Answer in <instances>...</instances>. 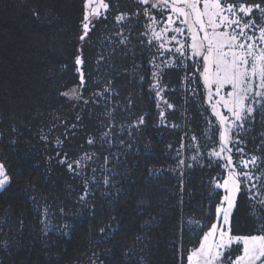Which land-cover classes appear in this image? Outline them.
Wrapping results in <instances>:
<instances>
[{
  "label": "trees",
  "instance_id": "1",
  "mask_svg": "<svg viewBox=\"0 0 264 264\" xmlns=\"http://www.w3.org/2000/svg\"><path fill=\"white\" fill-rule=\"evenodd\" d=\"M106 2L107 19H94L81 43L83 0H0V163L11 178L0 192V264H185L215 222L223 192L214 190V183L226 172L222 160L208 158L218 133L203 86L192 84L194 94L185 71L170 68L163 76L169 90L162 99L150 94L149 60L159 54L138 43L137 38L147 39L141 35L143 14L139 20L131 15L140 5ZM120 13L130 17L123 25L115 22ZM121 31L126 44L116 35ZM76 55L84 61L83 100L69 101L61 93L79 86ZM254 115L239 146L259 155L264 115ZM140 117L144 124L130 127ZM109 128L112 143H102ZM209 129L216 133L211 140L204 135ZM90 138L96 143L90 145ZM86 154L92 155L85 161L90 167L76 169L80 175L70 172L67 163ZM179 159L185 160L182 176ZM233 159H239L235 150ZM93 168L98 183L89 185L85 204L79 197ZM104 176L110 177L108 187L100 182ZM46 205L54 213V226L47 230L41 222ZM190 219L208 220L209 228L196 238ZM65 223L71 227L61 229ZM261 223L264 206L242 191L231 216L232 233L259 234Z\"/></svg>",
  "mask_w": 264,
  "mask_h": 264
},
{
  "label": "snow or ice",
  "instance_id": "2",
  "mask_svg": "<svg viewBox=\"0 0 264 264\" xmlns=\"http://www.w3.org/2000/svg\"><path fill=\"white\" fill-rule=\"evenodd\" d=\"M134 3L140 5V9L131 15L139 20V14H143L145 31L141 35L147 38H137L138 43L146 51L155 48L159 54L149 60L152 78L149 93H154L156 99H162L163 93L169 90L163 83L165 69L180 68L185 71L183 79L188 82L194 94L196 89L190 86L202 84L206 101L218 121L217 148L208 154V158L225 162L222 167L226 178L214 183V190L223 189L224 195L215 209L216 222L211 223L210 228L208 220L201 223L190 219L187 222L193 225L190 231L196 238H199L203 228H209L203 234L199 246L187 255V264H264V223L255 229L259 234L234 235L231 229L232 212L242 191L254 205L264 206V139L257 146L259 155L247 154L239 146L245 143L241 136L254 123V114L261 111L264 115V0H134ZM108 10L106 0H84L82 30L79 34L81 43L89 38V33L95 26L93 20L107 19ZM129 19L128 13H120L116 15L115 22L123 25ZM116 35L121 37V44L127 43L128 38L124 37L122 31ZM108 40L111 43L110 37ZM164 54L172 55L173 59H161ZM158 59L160 63L156 62ZM74 63L79 74V86L64 91L61 95L69 101H81L85 86L82 56L76 55ZM140 80L142 83L147 82L143 75ZM104 91L108 89L105 88ZM163 102L168 108L173 107L166 99ZM84 103L88 101L84 100ZM159 116L163 122L164 112L161 111ZM143 124L144 119L140 117L130 127L138 128ZM110 131L109 128L102 133V143H112ZM128 134L131 135V132ZM215 134L211 129L204 133L210 140ZM261 135L264 137V133ZM192 140H196V137L193 136ZM59 143L57 141L58 145ZM88 143L92 145L96 141L90 138ZM183 147L181 144V150ZM181 150L177 151V156L181 155ZM234 150L239 154V159L235 162ZM91 160L92 155L86 154L67 163V168L80 175L76 169L90 167L85 161ZM104 160L107 164L108 156ZM191 160L199 163L198 155H193ZM60 163L64 164L66 161L61 160ZM184 166L185 160L179 159L177 169L181 176ZM187 167L192 165L188 164ZM92 172L93 176L84 181V191L79 197L85 204L90 191L89 185L98 183L95 179L96 169L93 168ZM10 180L5 165L0 163V192L10 186ZM100 182L108 187L110 177L104 176ZM59 213L63 216L64 209L60 208ZM41 214L45 229L53 227L50 217L54 213L50 206H44ZM252 215H256L255 208ZM70 227L65 223L61 229ZM100 231L104 234V229Z\"/></svg>",
  "mask_w": 264,
  "mask_h": 264
},
{
  "label": "rangeland",
  "instance_id": "3",
  "mask_svg": "<svg viewBox=\"0 0 264 264\" xmlns=\"http://www.w3.org/2000/svg\"><path fill=\"white\" fill-rule=\"evenodd\" d=\"M83 4H84V0H83ZM204 93H205V92H204ZM205 102H206V104L208 105V103H207V101H206V94H205ZM208 107H209V105H208ZM209 109H210V107H209ZM210 111H211V109H210ZM211 114H212V112H211ZM212 115H213V114H212ZM213 117H214V119H215V121H216V123H217V126H218V121H217L216 117H215L214 115H213ZM222 161H223V160H222ZM224 163H225V162L223 161V164H224ZM224 178H226V173H225L223 179H224ZM223 179H222L220 182H222ZM221 190H222V192H223V189H221ZM223 195H224V192H223ZM222 198H223V196H222ZM221 200H222V199H221ZM219 205H220V204H219ZM219 205H218V206H219ZM215 222H216V219H215ZM208 230H209V229H208ZM208 230H207V231H208ZM207 231H206V232H207ZM202 239H203V236H202V238H201V241H202ZM201 241H200V242H201ZM198 246H199V245H198ZM190 252H191V251H190ZM190 252H189V253H190ZM185 264H187V258H186V262H185Z\"/></svg>",
  "mask_w": 264,
  "mask_h": 264
}]
</instances>
